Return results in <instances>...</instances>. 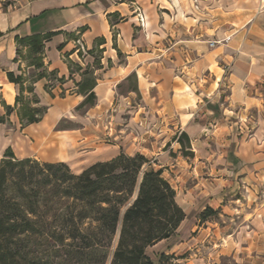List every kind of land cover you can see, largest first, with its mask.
I'll list each match as a JSON object with an SVG mask.
<instances>
[{
    "label": "crops",
    "instance_id": "obj_1",
    "mask_svg": "<svg viewBox=\"0 0 264 264\" xmlns=\"http://www.w3.org/2000/svg\"><path fill=\"white\" fill-rule=\"evenodd\" d=\"M2 1L0 161L11 148L19 159L77 162L79 173L122 151L140 152L164 169L185 212L194 205H200L199 212L207 206L224 211V172L234 188L248 171L264 173V0H21L6 9ZM46 32L55 35L45 41L44 70L54 75L24 92L32 106L46 108L38 122L27 123L16 105L20 85L8 73L21 72L19 39ZM31 67L23 69L25 75ZM79 109L86 110L83 127L59 128ZM109 112L120 126L117 141L95 147ZM182 132L189 135L194 156L182 158L181 146L173 154L166 148ZM126 141L136 150H128ZM176 166L181 176L209 166L215 174L211 202H204L207 183L206 191H196L200 183H195L179 199L166 175ZM261 210L252 221L238 216L236 230L225 225L220 244L212 237L213 255L231 256L237 264H264ZM213 222L195 225V245L212 236L205 225ZM214 229L217 234L221 228ZM195 261L189 264H207Z\"/></svg>",
    "mask_w": 264,
    "mask_h": 264
},
{
    "label": "trees",
    "instance_id": "obj_2",
    "mask_svg": "<svg viewBox=\"0 0 264 264\" xmlns=\"http://www.w3.org/2000/svg\"><path fill=\"white\" fill-rule=\"evenodd\" d=\"M53 35L19 39L28 47L30 65L42 69L30 84L54 75L45 72L43 60L45 41ZM8 77L20 85L19 115L27 123L38 122L46 108L21 102L33 87L25 86L22 75L9 72ZM33 99L38 102L35 94ZM174 139L184 156H194L186 132ZM176 197L164 169L140 152L122 151L77 173L63 161L19 159L8 148L0 161V264L164 263L170 255L161 253L156 260L148 249L177 235L187 214ZM218 214L207 206L199 220Z\"/></svg>",
    "mask_w": 264,
    "mask_h": 264
},
{
    "label": "rangeland",
    "instance_id": "obj_3",
    "mask_svg": "<svg viewBox=\"0 0 264 264\" xmlns=\"http://www.w3.org/2000/svg\"><path fill=\"white\" fill-rule=\"evenodd\" d=\"M2 8L6 9L8 7H17L21 4V0H3L2 2ZM137 16L139 18V22L142 26H145V14L142 10H138ZM141 17L144 18V20H141ZM76 46H78L79 50L81 49V43L78 39H76ZM28 47L24 45L23 49H21V53L19 54V61H20V70L17 75H22L24 78V84L25 86H29L30 82L32 81L33 76L38 74L42 69H36L34 66L31 67L30 65V59L27 58L28 54ZM81 52L83 51L80 50ZM44 60V55H43ZM23 65V67H21ZM31 67L29 73H26L24 70H29ZM24 69V70H23ZM29 99L26 97L25 93L22 95L21 102L27 103ZM31 102V101H29ZM85 109H79L76 112L74 111V115L69 114L63 122L59 125L60 127H67L69 129H78L80 127H83V124L85 123L84 119L81 117L85 115ZM129 117L125 119L127 122ZM94 123V121L92 122ZM91 123V124H92ZM103 130L102 136L99 137L96 140L95 147H99L102 143L111 144L116 142L115 133L119 130V125L115 122V119L112 117V112H109L107 114V117L104 119L103 124L100 126ZM124 127V126H122ZM126 130L129 131L130 126H127L126 124ZM244 129L247 130V128ZM249 128V126H248ZM138 131V130H136ZM252 129L248 130V136H251ZM61 134H67L69 132H59ZM181 133H177L175 136L180 135ZM127 143L126 148L130 150L132 148V151L136 150L135 146L133 145L130 147L129 142ZM3 145L2 138L0 139V146ZM180 143L177 142L176 139H170L169 143L166 145V148L169 150L170 153L173 154L174 150L179 151ZM79 148L77 147V150ZM250 150V149H249ZM180 156L183 158V154H180ZM152 159V158H151ZM208 164V163H207ZM70 168L76 172L78 169V163L75 162L74 165L69 164ZM177 166L175 168H171L174 170V172H167L166 175L169 176V178L172 180L174 186L178 188L179 191V199L183 198L184 193H187L188 189H191L190 187L197 186L198 183H200L199 187L197 186L196 191L201 192V190L206 191V185L207 183L209 193H206L204 202H211L213 199V186L215 184V174L210 172L209 166H205L203 170H199L197 174H193V176L190 175H177ZM221 177V176H220ZM248 177V178H247ZM224 179H228L227 182L225 181V184H227V188L224 187L222 192L225 193L223 195V200L225 203L224 211H219V214L214 219L208 220L216 221L211 223H207L205 225L206 229H208L211 226L210 231L208 229L207 232H212V236H208V238L205 241L199 242V244L195 245L194 238L197 233H194V230L196 229L195 225L201 224L199 220V209L201 208L200 205H194L192 208L187 209L186 211V218L181 223L178 233L176 236L170 238L169 240H163L156 245L150 247L148 249V253L156 260H159V256L161 253H165L167 255H170L171 258L164 259V263L161 262L160 264H189L191 262H196L195 259L201 260V262L206 261L207 264H237L235 262V259L230 257H218V255L214 254V245L216 242L210 243L211 238L213 237L214 240H217L218 244L223 242L221 236L226 231L223 229L225 225L229 223L230 230H236V228L241 223L240 217L242 218L249 217L252 221V218H254L256 215L259 214L261 209H264V173L258 172V171H248L246 173V179L241 181V177L238 178V183L236 187L229 186L228 184L231 183V177L230 174L227 172H224ZM197 183V184H195ZM227 189V190H226ZM238 197V199H237ZM221 198V199H222ZM203 200H200L202 202ZM263 204V205H262ZM226 212V213H225ZM240 216V217H238ZM235 218L232 222L231 219ZM214 227L221 228L217 234L213 233ZM255 244L257 245V238H254ZM262 242L261 244H263ZM202 244V246H200ZM200 246V247H199ZM219 247V246H218ZM212 248V249H210ZM211 259V260H210ZM214 263V261H216ZM240 262V261H239ZM198 264V263H197ZM203 264V263H202ZM240 264V263H238Z\"/></svg>",
    "mask_w": 264,
    "mask_h": 264
},
{
    "label": "built area",
    "instance_id": "obj_4",
    "mask_svg": "<svg viewBox=\"0 0 264 264\" xmlns=\"http://www.w3.org/2000/svg\"><path fill=\"white\" fill-rule=\"evenodd\" d=\"M139 12H140V9H139ZM141 20H144V18H143V17H141Z\"/></svg>",
    "mask_w": 264,
    "mask_h": 264
}]
</instances>
